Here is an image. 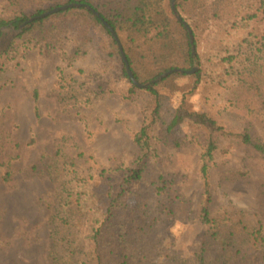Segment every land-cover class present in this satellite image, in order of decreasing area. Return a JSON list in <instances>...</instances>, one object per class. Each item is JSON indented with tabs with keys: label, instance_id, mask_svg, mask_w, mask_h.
<instances>
[{
	"label": "rangeland",
	"instance_id": "obj_1",
	"mask_svg": "<svg viewBox=\"0 0 264 264\" xmlns=\"http://www.w3.org/2000/svg\"><path fill=\"white\" fill-rule=\"evenodd\" d=\"M237 3L251 12L258 6L232 0V7ZM46 4L19 0L11 9L0 0V16L53 10ZM194 7L176 11L187 18ZM58 22L64 29L57 35L47 24L21 37L24 26L7 29L0 42V264H264L242 226L226 246L200 217V170L214 138L212 216L243 221L264 236V152L255 147L264 146L263 17L234 31L210 19L199 41L202 64L152 82L171 77L158 86L151 156L131 185L126 178L141 157L134 134L155 119V104L145 87L135 90L123 77L103 33L88 42L68 17ZM200 65L203 81L195 87L190 71ZM180 108L207 114L226 136L188 119L167 134ZM245 133L252 145L240 139Z\"/></svg>",
	"mask_w": 264,
	"mask_h": 264
},
{
	"label": "trees",
	"instance_id": "obj_2",
	"mask_svg": "<svg viewBox=\"0 0 264 264\" xmlns=\"http://www.w3.org/2000/svg\"><path fill=\"white\" fill-rule=\"evenodd\" d=\"M7 8L14 9L19 0H5ZM39 3L47 2L46 6L51 9L63 7L71 4L81 5L79 8H70L59 12L47 18H40L41 15L47 13V9H38L35 14L26 16L24 14L15 13L9 17L0 16V42L6 36L7 29H19L23 24L28 23L19 35L26 36L35 28H43L45 30L47 24H50L48 30L50 34H58L63 31V25L59 24V20L68 17L71 23L76 27V31L84 38L85 41H93V34L101 32L108 38L110 45L116 50V54L120 57L122 64V75L133 84L135 90H141L136 86L128 74L126 63L121 55L119 44L111 31L104 25V21L116 32L130 70L135 80L140 84L152 83L158 77L171 70H183L188 72L196 62L202 64V58L198 51L200 46V38L206 30L208 21L217 20L225 24L231 31L235 29H246L256 26L259 17H263L264 21V0L257 1L258 6L254 11H246L244 8L234 5L232 0H214L209 5L199 3L198 0H184L176 5V10L183 7L188 8V4L193 3L196 7L189 9L187 18L182 17L183 21L175 18L172 1L173 0H35ZM170 1L171 11H167L166 2ZM235 3V1H234ZM88 8H91L89 10ZM17 12V11H15ZM98 14V16L96 15ZM233 18L240 20L241 24L235 23ZM33 20V22H29ZM189 24L193 32L195 53L191 36L186 25ZM69 24V23H68ZM79 35V36H80ZM80 36V37H81ZM230 57L229 60H232ZM200 65L199 69L194 73L196 78L195 87L203 81V69ZM4 67L0 65V76L4 72ZM171 77L162 80L168 81ZM151 84L144 88L152 98L155 104V119L149 124L144 123L140 130L134 134V143L140 149L139 165L133 169L132 173L126 178L127 185L136 184L142 180L146 160L151 156L152 137L151 128L160 118L163 96L158 90L159 84ZM186 119L198 122L201 126L207 127L211 131L221 133L226 136V129L218 125L217 121L208 117L207 114H199L196 112L178 109L176 115L170 123L166 125L167 134L172 132L182 124ZM233 136V135H232ZM243 143L252 145V139L249 134L239 135ZM255 147L264 152V146L255 145ZM218 149L217 141L212 138L208 141L206 151L204 153V163L200 173L204 185V204L201 210V222L209 228L212 238L222 239L223 245L232 246L235 243L234 238L237 235L236 227H243V231L247 236L253 237L255 246L263 252L264 260V236L261 228L251 230L243 221L231 225L228 222H220L212 216L210 205L212 203L211 185H210V169L214 160L215 153ZM108 169H104L102 177L108 176ZM110 212V210L108 211ZM105 221L96 229L97 234L101 233V228ZM229 224V225H228ZM228 225V229L224 227ZM201 263L205 264L204 258Z\"/></svg>",
	"mask_w": 264,
	"mask_h": 264
},
{
	"label": "water",
	"instance_id": "obj_3",
	"mask_svg": "<svg viewBox=\"0 0 264 264\" xmlns=\"http://www.w3.org/2000/svg\"><path fill=\"white\" fill-rule=\"evenodd\" d=\"M175 1L176 0H174L173 1V4H172V7H173V11H174V15H175V17L179 20V21H183V19H182V17L180 16V15H178V13H177V11H176V9H175ZM80 7L81 5H78V4H71V5H66V6H63V7H59V8H56V9H53V10H51V11H49V12H47V13H44L43 15H41L40 16V18H45V17H48V16H50V15H52V14H55V13H58V12H62V11H65V10H68V9H70V8H73V7ZM89 10H91L92 11V9L91 8H88ZM96 15L98 16V14L96 13ZM29 22H33V20H31V21H29ZM28 23H25V24H23L20 28H23L24 26H26ZM104 25L107 27V29H109L110 31H111V33L113 34V36L116 38V40L118 41L117 43L119 44V49H120V52H121V55H122V57H123V59H124V61H125V63H126V66H127V69H128V74H129V76H130V78L132 79V81H133V83L136 85V86H138V87H145V88H147V87H149V85H141V84H139L136 80H135V78H134V76L132 75V72H131V70H130V67H129V63H128V61H127V58H126V56H125V53H124V50H123V46H122V44L120 43V40H119V38H118V36H117V34H116V32L104 21ZM186 27H187V29H188V31H189V34H190V36H191V41L190 42H192V44H193V51H194V53H195V46H194V37H193V33H192V30H191V28L189 27V25H186ZM23 30V29H22ZM21 30V31H22ZM175 72H177V73H185V71H183V70H179V69H176V70H171V71H169L168 73H166L165 75H164V77H167V76H169V75H171V74H173V73H175ZM196 72V68H194L192 71H190V73L192 74V73H195ZM187 73V72H186ZM189 73V72H188Z\"/></svg>",
	"mask_w": 264,
	"mask_h": 264
}]
</instances>
